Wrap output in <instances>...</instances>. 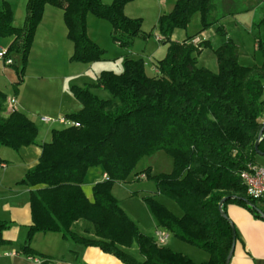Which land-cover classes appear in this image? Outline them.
Wrapping results in <instances>:
<instances>
[{"label":"trees","instance_id":"obj_1","mask_svg":"<svg viewBox=\"0 0 264 264\" xmlns=\"http://www.w3.org/2000/svg\"><path fill=\"white\" fill-rule=\"evenodd\" d=\"M132 1L104 5L99 0H28L21 29L13 27L11 8L3 2L0 38H13L7 56L16 54L22 60L21 68H15L14 88L22 82L46 6L63 12L67 40L73 45L69 62L88 65L101 60L102 51L88 38L87 16L108 22L113 40L128 47L141 36V20L123 13ZM214 10V0H177L170 13L160 16L159 42L170 45L154 77L145 75L142 60L126 59L121 74L102 72L95 85L71 87L81 110L66 119L79 128L52 131L51 141L40 147L38 164L19 182L32 189V224L20 254L40 257L31 249L33 236L59 234L71 243L99 248L122 264H196L143 234L113 197L114 185L142 178L151 180L156 195L172 199L182 212L176 217L156 201V195L145 198L157 226L208 253V262L202 264H225L231 252L233 227L222 217L226 205H239L261 219L258 211L264 213L246 196L239 174L256 166L259 155L264 157V40L256 41L262 64L242 67L237 45L225 39L219 26L221 40L213 50L216 74L197 66V57L210 48L208 41L194 44L196 35L182 43L170 42L175 30H186L194 14H199L200 33L218 25L226 16L214 17ZM98 89L109 99L95 95L93 90ZM6 101L0 92V149L18 152L36 146L37 126L22 113H8ZM158 151L172 160L169 174L151 176L150 168L141 175L134 173L142 158ZM91 170L106 179L94 184L89 201L82 186ZM79 221L90 225L92 237L74 232ZM8 228L0 225V246Z\"/></svg>","mask_w":264,"mask_h":264},{"label":"rangeland","instance_id":"obj_2","mask_svg":"<svg viewBox=\"0 0 264 264\" xmlns=\"http://www.w3.org/2000/svg\"><path fill=\"white\" fill-rule=\"evenodd\" d=\"M99 1L104 5H111L114 0ZM175 3L176 0H133L127 4L123 9L124 15L132 20H141V36L134 38L128 47H122L113 40L112 28L108 22L97 20L89 14L87 16L88 38L102 51L101 60L91 64L95 65L94 71L100 70V72L121 74L123 72V63L126 59H140L143 62L145 75L149 78L154 77L156 75V65L166 58L170 45V43L161 44L155 38V35H159L158 20L163 14L170 13ZM214 5V17L226 16L220 24L200 33L202 26L199 14H194L186 30H175L171 35L170 42L182 43L189 37L196 35L197 38L193 41L194 44L208 41L210 48L204 49L197 57V66L216 74L218 67L213 50L220 44L221 37H219L217 29L222 26L226 36L239 47L240 66L246 68L254 65L260 66L262 58L260 52L254 48V41L256 39L264 40V24H261V20L264 18V0H214ZM44 37L47 43L42 45L43 38L34 36L33 42L35 40L36 45L34 48L32 43L34 49L31 47L26 60V68H29L28 71L25 69L22 82L17 85V88L7 84V81L2 84H6V90H2V92L6 97H10L15 96L16 91L20 90L19 88L23 82L25 83L21 92V99L29 106L28 109L33 114L29 117L41 130L43 126L40 124L39 118L43 116L41 113L42 109L48 106L40 104L39 101L50 99V95L53 94L52 91L56 88L54 85L51 87L47 85L48 82L45 76L55 73L62 76L69 74V65H71L66 60L65 52L63 51L65 36H61L59 31H57L48 33ZM122 39L126 41L124 36ZM2 41L0 39V44ZM12 58L14 63L10 69L15 71L14 67L21 68V56L18 55L16 57L14 55ZM55 64H57V69L53 68ZM39 84H41L42 88H35ZM95 94L100 99H109L108 94L102 90H95ZM50 125L59 129L68 127V124L61 126L58 124ZM42 135L43 132L41 133L43 138ZM49 139L45 142H48ZM256 160L258 166L264 168V157L259 156ZM148 168H150L151 176L169 174L172 170V160L163 151H158L142 158L137 164L134 173L144 174V171ZM88 177H90L89 172L86 179ZM154 195H156L154 184L147 178H142L126 185H118L114 191V196L118 200L120 207L138 225L141 232L148 237L153 235L152 225L157 226V224L150 207L144 199ZM156 201L175 216L180 217L182 215L180 208L172 199L159 194L156 195ZM256 206L261 207L264 205L256 202ZM170 243H176L175 247H173L174 250L193 249L191 248L192 246L177 243L174 238L170 240ZM163 247H166V245Z\"/></svg>","mask_w":264,"mask_h":264},{"label":"crops","instance_id":"obj_3","mask_svg":"<svg viewBox=\"0 0 264 264\" xmlns=\"http://www.w3.org/2000/svg\"><path fill=\"white\" fill-rule=\"evenodd\" d=\"M3 2L8 3L11 8L13 14V27L21 29L25 21L26 5L28 0H0V5ZM173 6L171 10L173 9ZM57 31H59L61 36H65L63 51L65 52V58L69 63L73 54V45L67 40V29L63 22V12L56 8L46 6L41 23L35 32V36L36 38L38 36L41 39L43 38L41 43L44 45L43 43H47L44 36L48 33ZM155 38L159 42V35H155ZM225 39L230 38L226 36ZM2 40L3 41L0 44V51H6L12 44L13 38H5ZM257 40L258 39L254 41L255 49ZM33 45L35 48V40ZM14 55L16 57L18 56L16 54H11L10 58L12 60V56L14 57ZM69 64H71L69 65V74H64L62 76L55 73L45 76L48 82L47 85L49 87L54 85L56 88L52 91L53 94L50 95V99H42L39 101L40 104L48 107L42 109L41 113L43 116L39 118L40 124H42L43 127L42 130L40 127H37V145L21 148L18 152H13L5 148L0 149V225L4 224L9 227L8 230L3 233L5 244L0 246V264H122L115 257L103 253L99 248H86L81 245L71 243L62 239L59 234L39 233L33 236L31 249L40 255V257L29 258L19 253V248L23 245L27 235V228L32 224L30 209V191L32 189L19 185V182L22 181L30 169L34 168L38 164L41 156L40 147L51 141L52 131L63 130L53 128L50 124L60 125L58 122L59 119H66L67 116L76 114L81 110V105L73 98L70 92L71 87L95 85L99 75L102 73L100 70L94 71L95 65L77 63ZM11 67L13 66H7L2 60H0L1 93H3L2 90H6V84L4 83V85H2L3 82L7 81V84L12 87L17 84L18 78L16 71L11 70ZM28 68L29 67L26 68L27 71ZM53 68L57 69V64H55ZM23 86H25L24 82L19 88L20 90L16 91L15 96L13 95L7 97V101L11 98L15 99L13 107L6 104L7 111L8 113L17 111L31 120L29 116H32L33 114L28 109L29 106L21 99ZM35 88H42V86L39 84L36 85ZM98 91L101 90L98 89ZM93 93L95 94V90H93ZM31 121L33 122V120ZM40 130L43 132V138L41 137L42 132ZM48 138H50L49 141L45 142ZM89 173L90 177L86 179L84 185L82 186V191L86 198L89 201H92V188L94 184L102 181L104 176H102L98 170H91ZM118 185L126 184L114 185L112 195L115 199L116 197L114 196V191ZM261 204L264 205V203ZM257 207L262 211V213H264V206ZM224 214L227 216L235 231V245L232 250V256L229 264H264V219H262V217L261 219L254 218L253 214L246 208L235 204L226 205L224 207ZM152 227L153 235L151 238L158 244V246L163 247L166 245V248L186 256L196 264L208 262L209 254L195 247H191L193 249L188 250H174L173 247H175L176 243H170V240L174 238L173 235L158 226L152 225ZM90 229V225L84 221H79L73 225L74 232L84 237L93 236ZM158 233H165L167 235V240L164 244L158 243ZM174 239L179 244H185L176 238Z\"/></svg>","mask_w":264,"mask_h":264},{"label":"built area","instance_id":"obj_4","mask_svg":"<svg viewBox=\"0 0 264 264\" xmlns=\"http://www.w3.org/2000/svg\"><path fill=\"white\" fill-rule=\"evenodd\" d=\"M0 60H2L7 66L13 65V60L7 56L6 51H0ZM7 104L8 106L13 107L15 99H9ZM58 122L60 125L68 124V127L79 128L77 123L68 121L67 119H59ZM239 178L245 187L246 196L252 201L264 203V168H261L258 165H249L246 170L239 174ZM104 179H106L105 176ZM166 240L167 235L165 233H158L157 241L159 244H164Z\"/></svg>","mask_w":264,"mask_h":264},{"label":"water","instance_id":"obj_5","mask_svg":"<svg viewBox=\"0 0 264 264\" xmlns=\"http://www.w3.org/2000/svg\"><path fill=\"white\" fill-rule=\"evenodd\" d=\"M261 136H262V131L260 132V134H259V136H258V141H257L256 144H255V151H258L259 139L261 138ZM259 156H261V155H259ZM222 205H223V202H221L220 205H219V208H220V209L222 208ZM248 205H249V207H251L250 204H248ZM258 214H260V216L262 217V219H264V215H261V212H260V211H258ZM222 217H223L225 220H228L227 216H226L223 212H222ZM234 245H235V231H234V229H233V245H232L231 252L229 253V255H228V257H227V259H226V261H225V264H229V262H230V260H231L232 250H233V248H234Z\"/></svg>","mask_w":264,"mask_h":264}]
</instances>
